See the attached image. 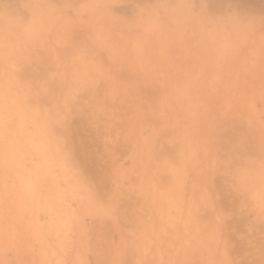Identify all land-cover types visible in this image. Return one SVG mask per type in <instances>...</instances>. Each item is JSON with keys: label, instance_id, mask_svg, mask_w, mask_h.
Listing matches in <instances>:
<instances>
[{"label": "rangeland", "instance_id": "374dc122", "mask_svg": "<svg viewBox=\"0 0 264 264\" xmlns=\"http://www.w3.org/2000/svg\"><path fill=\"white\" fill-rule=\"evenodd\" d=\"M0 264H264V0H0Z\"/></svg>", "mask_w": 264, "mask_h": 264}, {"label": "bare ground", "instance_id": "6f19581e", "mask_svg": "<svg viewBox=\"0 0 264 264\" xmlns=\"http://www.w3.org/2000/svg\"><path fill=\"white\" fill-rule=\"evenodd\" d=\"M37 99H38V98H37ZM40 100H41V98H40ZM29 109H30V108H29ZM31 111H32V109H31ZM31 111H30V112H31ZM22 125H23V124H22ZM20 129H21V128H20ZM40 144H41V143H40ZM34 147H35V146H34ZM42 147H43V146H42ZM34 149H36V148H34ZM34 151H35V150H34ZM41 152H42V151H41ZM175 193H176V192H175Z\"/></svg>", "mask_w": 264, "mask_h": 264}]
</instances>
